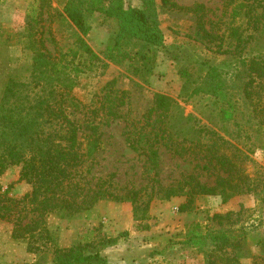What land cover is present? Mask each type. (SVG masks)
I'll return each instance as SVG.
<instances>
[{"label": "rangeland", "instance_id": "1", "mask_svg": "<svg viewBox=\"0 0 264 264\" xmlns=\"http://www.w3.org/2000/svg\"><path fill=\"white\" fill-rule=\"evenodd\" d=\"M65 1L0 0V98L10 80L27 84L19 100H26L28 96L34 101L46 95L55 83L33 80L36 72L32 73L35 54L41 51L54 62L59 61L66 77L73 80L71 86L59 83V89L66 87L81 103L98 105L96 93L111 79L116 80L119 88L133 91V108L139 113L146 108L153 91L166 93L177 101L184 115L192 114L199 123L215 128L242 147L249 146L255 161L251 169L264 166V125H256L254 118H248V105L240 98L246 81L243 61L264 56V32L254 34L237 54L228 53L231 47L229 27L236 22L231 20V5L226 7V0H171L182 6L202 3L205 28L214 35L211 39L196 34L195 16L191 11L164 8L159 0H155L164 45L155 50V59L148 65L150 69H141L139 73H135V67L140 66L135 54L139 49L138 42H123L120 49H113L114 58L119 52L126 53L122 58L119 55L120 61L106 55L116 25L105 13L87 14L90 29L83 39L89 51L78 47L76 38L80 33L63 13ZM122 2L124 7L141 6V0ZM107 4L108 0L104 2ZM206 65H214L221 71L226 79V95H197L184 101L180 96L183 78L178 69L188 67L203 71ZM68 81L65 79L64 83ZM225 100L238 106L236 123L223 125L218 121V108ZM68 111L80 120L83 117V111L72 107ZM94 121L100 143L92 159L82 168V184L87 189L98 181L109 180L110 190L123 193L125 188L142 189L141 199H146L151 181L145 156L126 144L122 134L123 120L100 114ZM84 128L83 133L87 132ZM158 152L156 179L162 185L173 184L181 174L190 172L197 174L203 182H212L213 177L201 169L202 162L197 157L174 155L163 145ZM84 168L89 170L85 172ZM19 169V165H10L0 175L2 190L12 185L9 188L12 197H20L30 190L28 183L15 182ZM184 201V196L163 199L156 194L149 202L145 216L139 219L134 218L129 202L107 199L98 200L91 208L73 216L50 213L46 217V226L53 242L38 239V250L29 248L30 242L26 238H12L10 223L0 220V264H51L53 245L69 247L79 241L96 243L108 264H204L202 252L184 240L192 232L218 227L211 216L228 211L232 212L234 221L232 232L241 238L244 236V247L239 252L240 264H264V251L256 243L257 236L264 234V199L253 193L236 194L226 201L218 195H197L189 209L180 211L179 205ZM103 235L117 239L110 245L100 243Z\"/></svg>", "mask_w": 264, "mask_h": 264}, {"label": "trees", "instance_id": "2", "mask_svg": "<svg viewBox=\"0 0 264 264\" xmlns=\"http://www.w3.org/2000/svg\"><path fill=\"white\" fill-rule=\"evenodd\" d=\"M105 1H65L63 13L80 33L76 38L78 47L89 51L83 39L90 29L87 14L105 13L116 25L106 55L113 59V49H120L123 42L133 40L139 43L135 54L140 66L135 67V73L141 69L148 71V65L155 59V50L164 45L155 0H141L139 7H124L122 0H108L106 6ZM226 1V7L231 5V20L236 22L229 27L231 47L227 52L235 55L247 46L254 34L264 32V0ZM159 2L162 7L171 10L191 11L195 16L196 34L201 38L211 39L214 36L205 28L202 3L182 6L171 0ZM219 39L221 44V37ZM119 55L122 58L126 53L119 52L114 58L116 61H120ZM243 65L246 81L240 98L248 105V118H254L255 124L261 126L264 125V56L249 57L243 61ZM33 71L36 72V79L33 80L55 83L44 97H37L33 101L26 96V100H19L27 84L10 80L0 98V175L8 166L19 165L15 182L23 181L30 185V190L20 197L9 195L11 184L3 190L0 185V220L10 223L12 238L28 239L29 248L38 250L40 245L36 242L41 238L53 242L46 226L48 214L55 212L61 216H73L91 208L101 199L129 202L136 219L145 216L148 204L156 194L163 199L184 196L185 201L179 205L180 211L189 209L197 195H218L226 201L236 194L253 193L264 199V166L251 169L255 161L251 157L250 147L244 145L243 148L215 128L199 123L192 114L184 115L170 95L153 91L147 99L146 108L139 113L133 108V91L119 88L116 80L111 79L96 93L98 105L85 104L71 95L66 87L59 89V83L64 86L73 84V80L66 77L60 68L59 61L54 62L38 51L34 57ZM178 73L183 78L180 96L184 101L197 95H226V79L214 65H206L203 71L180 67ZM65 79L69 81L64 83ZM70 107L83 111L81 120L69 113ZM237 113V104L225 100L218 108V121L223 125L236 123ZM100 114L109 119H122L126 144L145 156L151 181L146 199H141L142 189L125 188L123 193L110 190L109 180L98 181L87 189L82 184V168L99 147L94 119ZM83 128L87 132L83 133ZM161 145L174 155L197 157L202 162L201 169L213 177L212 182H203L197 174L190 172L181 174L173 184L162 185L156 179ZM83 170L87 172L89 168ZM231 216L230 211L214 213L211 219L218 227L192 232L184 240L197 246L203 254L204 264H240L239 252L244 247V236L241 238L232 232L234 221ZM116 239L103 235L100 243L110 245ZM256 243L264 251V234L257 236ZM96 246V243L89 241H79L69 247L53 245L51 264H108Z\"/></svg>", "mask_w": 264, "mask_h": 264}]
</instances>
